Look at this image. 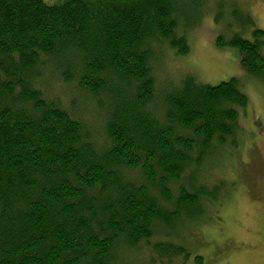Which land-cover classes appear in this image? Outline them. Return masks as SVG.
Masks as SVG:
<instances>
[{"label":"trees","instance_id":"trees-1","mask_svg":"<svg viewBox=\"0 0 264 264\" xmlns=\"http://www.w3.org/2000/svg\"><path fill=\"white\" fill-rule=\"evenodd\" d=\"M205 1L0 0V264L191 255L188 236L226 195L215 171L249 98L237 76L211 85L188 69L156 91L152 62L164 46L189 53ZM234 3L240 30L215 43L264 85V30ZM49 75L91 98L100 140L72 96L48 91Z\"/></svg>","mask_w":264,"mask_h":264},{"label":"rangeland","instance_id":"rangeland-1","mask_svg":"<svg viewBox=\"0 0 264 264\" xmlns=\"http://www.w3.org/2000/svg\"><path fill=\"white\" fill-rule=\"evenodd\" d=\"M222 1V9L215 0H206L200 6L201 11L195 17L198 24L187 35V55L178 57L168 53L164 46L161 56L157 54L158 58L152 62L156 91L165 88L166 81H175L177 73L188 69L202 82L211 85L237 76L245 83L244 92L249 98L248 107L241 114L242 132L238 146L229 141L224 144L221 148L224 157L220 156V160H224L215 171L228 183L226 195L220 199L218 211L210 216L208 224L194 227L188 236L191 255L187 259L178 258L175 264H198L193 261L195 255H201L199 264H264V85L259 80L245 78L247 73L240 67L236 47L216 45L218 33L229 38L232 32L240 30L230 16L239 6L234 0ZM239 3L249 9L255 26L264 30V0H238ZM218 13L216 22L214 16ZM249 32L245 31L243 36L248 37ZM47 80L50 93L62 94L64 99L74 98L81 117L91 124L93 133L100 140L104 135L102 115L91 98L80 93L74 84L70 87V84L60 82L57 76L49 75Z\"/></svg>","mask_w":264,"mask_h":264}]
</instances>
